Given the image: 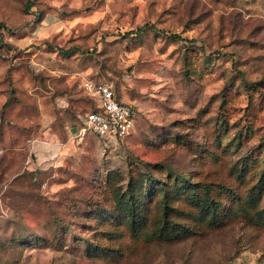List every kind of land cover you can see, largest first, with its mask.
Listing matches in <instances>:
<instances>
[{
  "label": "rangeland",
  "instance_id": "obj_1",
  "mask_svg": "<svg viewBox=\"0 0 264 264\" xmlns=\"http://www.w3.org/2000/svg\"><path fill=\"white\" fill-rule=\"evenodd\" d=\"M85 79L124 139L78 133ZM0 264H264V0H0Z\"/></svg>",
  "mask_w": 264,
  "mask_h": 264
},
{
  "label": "built area",
  "instance_id": "obj_2",
  "mask_svg": "<svg viewBox=\"0 0 264 264\" xmlns=\"http://www.w3.org/2000/svg\"><path fill=\"white\" fill-rule=\"evenodd\" d=\"M82 86L91 102L89 109L80 115L78 133L90 131L103 142L124 139L133 129L135 106L116 95L108 81L85 79Z\"/></svg>",
  "mask_w": 264,
  "mask_h": 264
},
{
  "label": "crops",
  "instance_id": "obj_3",
  "mask_svg": "<svg viewBox=\"0 0 264 264\" xmlns=\"http://www.w3.org/2000/svg\"><path fill=\"white\" fill-rule=\"evenodd\" d=\"M36 131L27 139L30 158L26 161L23 170L16 173L14 180H17L23 174H32L37 169L49 167L47 166L49 164L46 163H57L63 156L65 147L68 146V142L65 143L58 134L50 131L49 125L41 123Z\"/></svg>",
  "mask_w": 264,
  "mask_h": 264
},
{
  "label": "trees",
  "instance_id": "obj_4",
  "mask_svg": "<svg viewBox=\"0 0 264 264\" xmlns=\"http://www.w3.org/2000/svg\"><path fill=\"white\" fill-rule=\"evenodd\" d=\"M31 2H29V4H30ZM147 25V24H146ZM153 27V26H152ZM68 51H66L65 53H67ZM111 85H112V88H113V90H114V92H115V94L116 95H118V92H117V90H116V88H115V86L111 83ZM119 96V95H118Z\"/></svg>",
  "mask_w": 264,
  "mask_h": 264
},
{
  "label": "water",
  "instance_id": "obj_5",
  "mask_svg": "<svg viewBox=\"0 0 264 264\" xmlns=\"http://www.w3.org/2000/svg\"><path fill=\"white\" fill-rule=\"evenodd\" d=\"M72 130H75V127H73Z\"/></svg>",
  "mask_w": 264,
  "mask_h": 264
}]
</instances>
